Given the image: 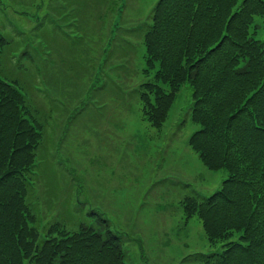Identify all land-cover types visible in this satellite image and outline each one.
<instances>
[{
  "label": "trees",
  "instance_id": "obj_1",
  "mask_svg": "<svg viewBox=\"0 0 264 264\" xmlns=\"http://www.w3.org/2000/svg\"><path fill=\"white\" fill-rule=\"evenodd\" d=\"M150 21L141 117L159 127L174 94L189 85L198 125L189 146L207 169L226 173L208 196L190 191L196 206L189 214L211 244H226L182 261L264 264V0H157ZM6 46H0V264H125L120 234L95 227L104 220L84 210L71 187L62 195L65 174L46 148L48 111L27 100L40 88L11 76L16 55ZM35 182L41 197L52 199L48 207L58 203L48 225L45 212L38 213Z\"/></svg>",
  "mask_w": 264,
  "mask_h": 264
},
{
  "label": "rangeland",
  "instance_id": "obj_2",
  "mask_svg": "<svg viewBox=\"0 0 264 264\" xmlns=\"http://www.w3.org/2000/svg\"><path fill=\"white\" fill-rule=\"evenodd\" d=\"M156 2L0 0V46L16 55L7 69L18 82L40 88L27 100L48 111L46 148L65 174L62 195L71 187L84 210L101 215L104 224L94 221L95 227L120 234L125 264H186V255L212 254L226 244H211L189 216L196 206L190 191L208 196L226 176L207 169L189 146L198 129L191 87L174 94L159 127L141 117L144 37ZM35 188L48 225L58 203L48 207L52 199L41 197L37 182Z\"/></svg>",
  "mask_w": 264,
  "mask_h": 264
}]
</instances>
